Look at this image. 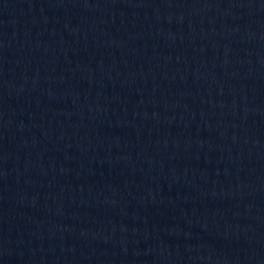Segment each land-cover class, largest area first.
<instances>
[{
	"label": "water",
	"instance_id": "1",
	"mask_svg": "<svg viewBox=\"0 0 264 264\" xmlns=\"http://www.w3.org/2000/svg\"><path fill=\"white\" fill-rule=\"evenodd\" d=\"M0 264H264V0H0Z\"/></svg>",
	"mask_w": 264,
	"mask_h": 264
}]
</instances>
